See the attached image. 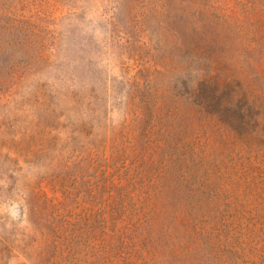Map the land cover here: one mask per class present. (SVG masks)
<instances>
[{"label": "rangeland", "instance_id": "rangeland-1", "mask_svg": "<svg viewBox=\"0 0 264 264\" xmlns=\"http://www.w3.org/2000/svg\"><path fill=\"white\" fill-rule=\"evenodd\" d=\"M0 264H264V0H0Z\"/></svg>", "mask_w": 264, "mask_h": 264}]
</instances>
